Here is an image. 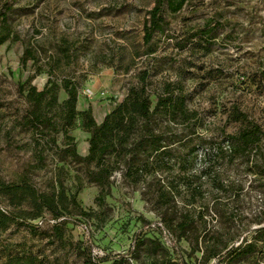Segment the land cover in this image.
<instances>
[{
	"label": "rangeland",
	"instance_id": "1",
	"mask_svg": "<svg viewBox=\"0 0 264 264\" xmlns=\"http://www.w3.org/2000/svg\"><path fill=\"white\" fill-rule=\"evenodd\" d=\"M155 0H0L13 8L10 24L20 41L0 46V178L18 182L23 176L41 191L49 192L57 165L52 157L42 168L34 158L32 134L18 126L28 104L20 96L19 83L42 90L49 79L48 67L54 69L53 80L60 85L64 76L74 78L79 86L78 110L92 109L98 122L139 85L142 72L148 70L150 89L159 90L165 82H182L189 94L188 107L205 120L201 130L208 138L222 141L224 134H235L240 125L228 121L233 106L264 127V0H190L177 14L166 13L169 23L164 35L158 34L151 45L143 41L147 12ZM215 26L216 38L210 46L194 36L207 23ZM193 41V42H192ZM40 57L44 70L36 72L32 63L23 69L20 57L25 48ZM67 51V52H66ZM65 52V53H63ZM29 78H33L29 80ZM91 90L90 96L85 94ZM103 93L105 95H103ZM67 94L59 92L63 102ZM78 151L88 153V136L78 126L72 131ZM62 137L59 138V144ZM264 149V144H263ZM222 179L241 185V194L226 200L214 217L215 193L204 183L205 206L212 231L225 233L228 243L250 239L255 229L264 226V190L247 172L243 160L216 163ZM66 185L76 190L75 173L70 171ZM142 191L129 186L120 176L106 198L108 222L101 227L97 219L70 223L65 239L84 248L93 257L125 253L141 227L139 216L156 221L151 206L142 200ZM98 187L86 184L78 195L82 208L99 214ZM0 207L11 210L4 198ZM231 218L232 220H229ZM39 229L12 224L0 230V264L9 257L32 254L45 264H83L76 247L46 237L52 229L51 217L31 222ZM188 247L182 243L180 256L190 264ZM264 251V250H263ZM199 257V255H197Z\"/></svg>",
	"mask_w": 264,
	"mask_h": 264
},
{
	"label": "trees",
	"instance_id": "2",
	"mask_svg": "<svg viewBox=\"0 0 264 264\" xmlns=\"http://www.w3.org/2000/svg\"><path fill=\"white\" fill-rule=\"evenodd\" d=\"M189 1L155 0L147 12L144 43L151 45L158 34L164 35L169 27L166 13H179ZM11 12L13 8L7 4L0 12V46L20 41L10 24ZM214 32L215 26L210 22L194 38L198 37L200 43L209 42L210 46V41L216 38ZM30 62L37 73L44 70L38 54L27 47L20 64L25 69ZM47 73L49 79L42 90L18 84L19 94L28 104L18 126L32 134L35 168L44 167L47 159L53 158L57 165L55 180L50 191L44 192L27 176L18 182L0 178V197L11 209L0 207V230L19 224L33 232L39 226L31 222L50 216L53 226L46 237L64 247H76L83 264H190L178 252L182 243L187 244V258L195 259V264H264V226L255 229L250 239L228 243L225 233L210 228L208 216L212 210L204 203L206 182L215 193L216 218L219 207L244 189L222 179L216 170L219 159H227L228 164L243 160L253 177L251 186L258 183L256 190H264V127L260 123L233 106L228 121L239 124V131L224 134L222 141L205 137L201 132L205 120L188 107L190 98L184 84L165 82L153 91L148 70L140 75L139 85L131 87L128 95L98 122L92 109L78 110L79 86L74 78L64 76L60 85L52 79V66ZM60 89L67 94L61 103ZM79 123L88 136L85 156L79 153L71 135ZM70 171L75 173L74 192L66 185ZM118 176L142 191V200L151 206L157 220L140 215L142 227L135 232L125 253L95 258L86 251L83 242L74 244L66 240L65 229L70 223L77 224L78 219L87 222L97 219L98 225L104 227L110 211L106 198L112 196ZM86 184L99 189L96 202L103 209L99 214L84 210L78 201ZM3 264L45 262L36 255L25 254L9 257Z\"/></svg>",
	"mask_w": 264,
	"mask_h": 264
},
{
	"label": "built area",
	"instance_id": "3",
	"mask_svg": "<svg viewBox=\"0 0 264 264\" xmlns=\"http://www.w3.org/2000/svg\"><path fill=\"white\" fill-rule=\"evenodd\" d=\"M91 90H89L88 92H86L85 94H87V95H89L90 96V94H91V92H90ZM103 95H105L104 93H103Z\"/></svg>",
	"mask_w": 264,
	"mask_h": 264
},
{
	"label": "crops",
	"instance_id": "4",
	"mask_svg": "<svg viewBox=\"0 0 264 264\" xmlns=\"http://www.w3.org/2000/svg\"><path fill=\"white\" fill-rule=\"evenodd\" d=\"M115 104H116V102H115ZM113 107H114V106H113ZM113 107H112V109H113ZM112 109H111V110H112ZM111 110H110V111H111ZM110 111H109V112H110ZM109 112H108V113H109ZM106 115H107V114H106ZM106 115H105V116H106ZM103 119H104V118H103ZM103 119H102V120H103ZM102 120H101V121H102Z\"/></svg>",
	"mask_w": 264,
	"mask_h": 264
}]
</instances>
